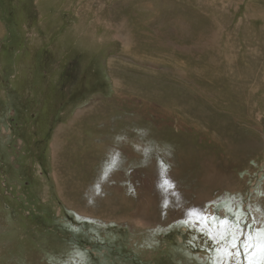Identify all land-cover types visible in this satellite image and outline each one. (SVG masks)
Masks as SVG:
<instances>
[{"label": "rangeland", "instance_id": "obj_1", "mask_svg": "<svg viewBox=\"0 0 264 264\" xmlns=\"http://www.w3.org/2000/svg\"><path fill=\"white\" fill-rule=\"evenodd\" d=\"M0 264H264V0H0Z\"/></svg>", "mask_w": 264, "mask_h": 264}, {"label": "bare ground", "instance_id": "obj_2", "mask_svg": "<svg viewBox=\"0 0 264 264\" xmlns=\"http://www.w3.org/2000/svg\"><path fill=\"white\" fill-rule=\"evenodd\" d=\"M117 81V80H116ZM118 82V81H117ZM205 91H206V89H205ZM208 91V90H207ZM216 93V92H215ZM205 94H207V92H205ZM177 97V96H176ZM182 104V103H181ZM179 107V106H178ZM174 127V126H173ZM199 132V131H198ZM212 134V133H211ZM209 135V134H208ZM210 136V135H209ZM137 138V137H136ZM120 140V139H119ZM212 140V139H211ZM117 143V142H116ZM122 144V143H121ZM115 147V146H114ZM119 147H120V145H119ZM194 148H196V147H194ZM136 152V151H135ZM200 151H198V152H196V153H191L190 154V152H185V149H182L181 150V158H179V159H177V158H175L177 161L176 162H174V164L172 165V166H170V167H173V168H176V167H178L179 165H182V164H184V162H186V163H188L189 161H195L196 162V157H198V153H199ZM193 156H196L195 158L193 157ZM191 158H192V160H191ZM125 161V160H124ZM211 163V162H210ZM221 163V162H220ZM204 164V163H203ZM211 165V164H210ZM205 166L206 165H204V167H201L200 166V168H201V170H203V169H205ZM211 168V167H210ZM167 169V168H166ZM204 171V170H203ZM211 171V170H210ZM205 172H207V171H205ZM212 172V171H211ZM213 172H215V171H213ZM222 173V172H221ZM216 174V173H215ZM219 175V174H218ZM225 175V174H224ZM219 177H220V175H219ZM224 178V177H223ZM224 179H226V178H224ZM221 181V180H220ZM227 181V180H226ZM217 184V183H216Z\"/></svg>", "mask_w": 264, "mask_h": 264}, {"label": "snow or ice", "instance_id": "obj_3", "mask_svg": "<svg viewBox=\"0 0 264 264\" xmlns=\"http://www.w3.org/2000/svg\"><path fill=\"white\" fill-rule=\"evenodd\" d=\"M236 245L234 244L233 247H235Z\"/></svg>", "mask_w": 264, "mask_h": 264}]
</instances>
